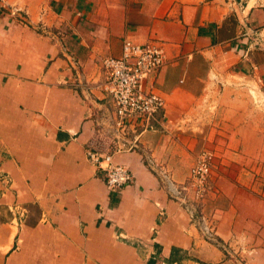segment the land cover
I'll return each instance as SVG.
<instances>
[{"label": "crops", "instance_id": "0c3cea01", "mask_svg": "<svg viewBox=\"0 0 264 264\" xmlns=\"http://www.w3.org/2000/svg\"><path fill=\"white\" fill-rule=\"evenodd\" d=\"M262 5L0 0V264H264ZM123 39L163 49L164 108L118 130L102 60ZM203 149L218 243L161 179L184 183ZM87 151L134 182L109 191Z\"/></svg>", "mask_w": 264, "mask_h": 264}, {"label": "built area", "instance_id": "2783aa9c", "mask_svg": "<svg viewBox=\"0 0 264 264\" xmlns=\"http://www.w3.org/2000/svg\"><path fill=\"white\" fill-rule=\"evenodd\" d=\"M164 64V52L158 43L137 45L128 39H123L119 57H105L102 60L106 74L104 88L113 107V128L123 130L136 118L150 123L163 110L164 101L155 93L154 79ZM86 155L103 172L104 183L109 191L119 192L134 182L131 171L125 166L114 164L110 155L99 156L90 151ZM214 158L212 151H199L185 184L177 185L166 175L161 178L169 196L179 202L191 218L194 217V205L204 200L211 191ZM0 177L8 180L5 176ZM203 222H206L205 218ZM204 231L205 238L216 243L212 229L207 224L203 227ZM226 254L230 258L235 257L233 252L228 251ZM238 262L243 264L242 261Z\"/></svg>", "mask_w": 264, "mask_h": 264}, {"label": "rangeland", "instance_id": "374dc122", "mask_svg": "<svg viewBox=\"0 0 264 264\" xmlns=\"http://www.w3.org/2000/svg\"><path fill=\"white\" fill-rule=\"evenodd\" d=\"M255 2H257L258 4H263L262 6H263V8H264V0H255ZM260 41H261V43H263L262 44V46H260V48H261V51L260 52H262V54H264V36H261L260 35ZM189 178V177H188ZM8 179V178H7ZM188 180V179H187ZM187 180L184 182V183H182V184H185L186 182H187ZM176 184V183H175ZM181 184V185H182ZM180 185V184H179ZM208 196V195H207ZM207 196L205 197V199L207 198ZM205 199L204 200H202V201H200V202H198L196 205H194V217H192V221L193 222H196V224H197V227L199 228V231L201 232V236L205 239V240H207L208 238L206 237L205 238V231L203 232V227L207 224L208 225V227L210 228V229H212V233L214 234V232H213V226H212V224H211V222L209 221V220H205L206 222H203V218H205V216H204V214H203V211H202V207H203V204H204V201H205ZM215 236V235H214ZM208 241V240H207ZM215 241H216V239H215ZM209 242V241H208ZM216 243H218L217 241H216ZM234 257V256H233ZM234 259H235V257H234Z\"/></svg>", "mask_w": 264, "mask_h": 264}, {"label": "trees", "instance_id": "16d2710c", "mask_svg": "<svg viewBox=\"0 0 264 264\" xmlns=\"http://www.w3.org/2000/svg\"><path fill=\"white\" fill-rule=\"evenodd\" d=\"M177 250H174L171 252L170 258H169V264L173 263V262H178L181 260V258L178 256ZM148 264H151V262H149Z\"/></svg>", "mask_w": 264, "mask_h": 264}]
</instances>
